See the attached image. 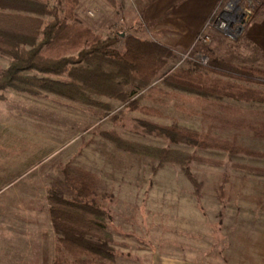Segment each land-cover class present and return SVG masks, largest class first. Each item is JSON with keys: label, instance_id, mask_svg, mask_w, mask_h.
Masks as SVG:
<instances>
[{"label": "rangeland", "instance_id": "374dc122", "mask_svg": "<svg viewBox=\"0 0 264 264\" xmlns=\"http://www.w3.org/2000/svg\"><path fill=\"white\" fill-rule=\"evenodd\" d=\"M79 1L76 22L103 40L117 36L118 50L127 36L154 41L138 13L145 0H117L116 7L106 0ZM246 3L251 18L263 0ZM52 5L63 13L66 3ZM243 29L231 37L212 30L204 33L209 41L195 44L196 38L189 51L173 50L148 86L127 87L136 109L103 95H91L97 104L88 105L49 92L0 91V264H54L57 234L48 195L64 188L66 168L99 180L95 200L112 216V264H264V139L248 129L264 123V102L200 96L164 83L176 69H194L200 56L259 70L264 82V53L244 42ZM10 62L0 52V73ZM198 71L208 82L229 80ZM236 82L264 92V84ZM140 122L210 135L256 153L172 143L144 132ZM112 135L197 156L188 167L199 189L179 164L160 165L117 148Z\"/></svg>", "mask_w": 264, "mask_h": 264}, {"label": "trees", "instance_id": "16d2710c", "mask_svg": "<svg viewBox=\"0 0 264 264\" xmlns=\"http://www.w3.org/2000/svg\"><path fill=\"white\" fill-rule=\"evenodd\" d=\"M53 1L0 0V52L11 57L8 67L0 73V91L11 88L35 95L49 92L88 105L97 104L91 99L95 94L120 100L132 109L138 108L127 87L148 86L174 55L173 49L131 35L126 37L124 48L118 50L115 48L117 36L103 40L76 22L79 0H65L63 13L52 5ZM106 1L112 7L118 3L117 0ZM72 54L76 56H69ZM201 68L229 80L216 78L208 82L202 79L198 71ZM259 73V70L211 59L207 66L198 62L194 69H176L164 77V83L169 88L200 96L264 102V92L236 82L264 84ZM140 123L144 132L156 133L172 143L256 153L195 131ZM248 129L255 137L264 139L263 122L252 123ZM110 138L117 148L150 157L160 165L179 164L188 178L195 181L188 162L200 159L197 156L130 143L113 135ZM64 183L63 189L54 188L48 195L49 215L57 234L54 264H112L115 250L108 231L112 216L95 200L99 187L97 176L84 169L66 168ZM194 184L198 190L197 181Z\"/></svg>", "mask_w": 264, "mask_h": 264}, {"label": "crops", "instance_id": "0c3cea01", "mask_svg": "<svg viewBox=\"0 0 264 264\" xmlns=\"http://www.w3.org/2000/svg\"><path fill=\"white\" fill-rule=\"evenodd\" d=\"M220 1L145 0L144 3L137 4V8L140 9V22L151 39L177 53H184L193 47L195 39L201 34H212V30H219L214 25L206 26L214 19ZM243 37L252 50L264 53V0L261 8L244 26Z\"/></svg>", "mask_w": 264, "mask_h": 264}, {"label": "built area", "instance_id": "2783aa9c", "mask_svg": "<svg viewBox=\"0 0 264 264\" xmlns=\"http://www.w3.org/2000/svg\"><path fill=\"white\" fill-rule=\"evenodd\" d=\"M246 1L251 3L252 0H221L215 10L214 19L207 24L206 28L214 25L230 37L235 36L250 19L251 11ZM207 41H209V36L203 33L197 37L195 44ZM200 59L202 64H207L206 57L200 56Z\"/></svg>", "mask_w": 264, "mask_h": 264}]
</instances>
